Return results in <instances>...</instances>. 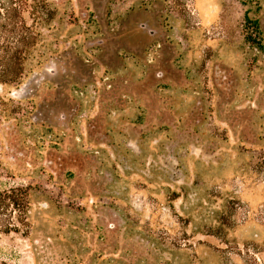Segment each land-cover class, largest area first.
Instances as JSON below:
<instances>
[{"label":"rangeland","instance_id":"1","mask_svg":"<svg viewBox=\"0 0 264 264\" xmlns=\"http://www.w3.org/2000/svg\"><path fill=\"white\" fill-rule=\"evenodd\" d=\"M46 1L0 115V187H31L0 264H264V0Z\"/></svg>","mask_w":264,"mask_h":264},{"label":"trees","instance_id":"2","mask_svg":"<svg viewBox=\"0 0 264 264\" xmlns=\"http://www.w3.org/2000/svg\"><path fill=\"white\" fill-rule=\"evenodd\" d=\"M47 6L46 0H0V115L13 100L7 89L23 82L29 62L38 54ZM3 169L0 158V175ZM30 189L0 187V235L30 232Z\"/></svg>","mask_w":264,"mask_h":264}]
</instances>
